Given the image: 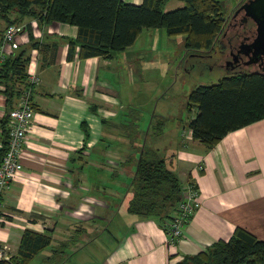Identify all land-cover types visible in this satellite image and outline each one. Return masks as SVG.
Listing matches in <instances>:
<instances>
[{"label":"crops","instance_id":"0c3cea01","mask_svg":"<svg viewBox=\"0 0 264 264\" xmlns=\"http://www.w3.org/2000/svg\"><path fill=\"white\" fill-rule=\"evenodd\" d=\"M163 1L164 12L185 5L184 0ZM13 25L19 47L12 54L25 49L27 64L37 62L40 82L32 91L35 114L20 155L22 167L1 197L6 221L0 226V248L6 246L5 254H17L25 230L49 238L29 264H174L216 240L228 239L237 226L264 240V118L208 147L185 125L196 115V107L184 117L183 110L160 103L161 112L155 109L152 116L168 123L147 135L144 143L168 159L183 186L194 184L201 204L174 245L156 219L126 210L137 153L115 120L126 113L128 103L134 104L132 89L122 97V74L149 70L155 58L140 60L135 45L143 32L162 28L143 29L131 46L110 58H81L78 45L68 57V41L77 36L74 24H41L25 17ZM6 27L0 21V41ZM157 33L162 35L161 30ZM33 42L41 48L37 52ZM3 89L0 84V148L1 121L6 117L7 126V112L18 102V96L9 100ZM70 234L78 235L79 243L55 255L57 245L71 242ZM57 256L63 259L53 261Z\"/></svg>","mask_w":264,"mask_h":264},{"label":"trees","instance_id":"16d2710c","mask_svg":"<svg viewBox=\"0 0 264 264\" xmlns=\"http://www.w3.org/2000/svg\"><path fill=\"white\" fill-rule=\"evenodd\" d=\"M184 2L183 7L164 12L163 0H143L140 4L123 0H0V21L10 26L25 17H34L41 24L69 22L76 25L77 36L68 41V57L78 45L81 58H110L113 52L131 46L145 28H163L168 36L183 35V48L188 51L223 54L227 47L222 38L227 18L221 0ZM12 13H16L13 19ZM251 23L253 32L254 23ZM31 46L40 48L38 42ZM24 55L25 49H19L0 67V84L9 100L19 96L17 83L26 82L28 59ZM192 107H196L197 113L185 125L191 129L193 138L211 147L228 132L264 118V71L254 68L232 71L214 83L199 84L187 97L186 109L190 111ZM5 124L6 117L1 121L4 139L0 161L8 147ZM81 127L87 139L89 131L84 121ZM128 138L130 143L135 140L132 134H128ZM133 150L137 157L127 184L131 194L125 200L126 210L154 218L166 230L167 222L183 199L184 186L166 157L145 143L134 146ZM67 243L57 245L54 254L62 255L61 249ZM48 244L47 236L25 230L17 254L8 259L0 258V264H29ZM174 264H264V240L237 226L228 239L216 240L205 250L185 255Z\"/></svg>","mask_w":264,"mask_h":264},{"label":"rangeland","instance_id":"374dc122","mask_svg":"<svg viewBox=\"0 0 264 264\" xmlns=\"http://www.w3.org/2000/svg\"><path fill=\"white\" fill-rule=\"evenodd\" d=\"M243 1L221 0L223 13L227 18L225 25ZM153 30L143 32L135 45L140 60L142 56L155 58L149 70L127 73L126 76L120 71L124 79L121 80L120 87L122 97L124 98L130 89L134 91L135 97L133 106L128 103L126 106L130 109L126 107V113L115 120L121 135L127 138L128 134L134 136L135 140L131 145L136 147L144 143L147 135L157 134L164 129L162 126L168 123L165 119L161 120V116H152L155 109V113L161 112L160 103L164 102L168 108L177 112L183 110L184 117L189 116L190 111L186 109L189 92L199 84L214 83L227 73L223 67L214 64V57L210 56L214 55L213 52L188 51L179 47L183 36H168L163 28ZM159 30L162 35L157 33ZM159 122L162 123L158 124ZM71 237V242L61 251H67L70 245L74 247L79 243L78 235L73 234ZM61 259L63 257H52L53 261Z\"/></svg>","mask_w":264,"mask_h":264},{"label":"built area","instance_id":"2783aa9c","mask_svg":"<svg viewBox=\"0 0 264 264\" xmlns=\"http://www.w3.org/2000/svg\"><path fill=\"white\" fill-rule=\"evenodd\" d=\"M18 29L14 25L7 26L0 41V67L12 51L18 49ZM36 52L38 48H33ZM40 82L37 62L30 60L26 67V82L19 88L18 102L15 107L7 112V150L0 161V205L1 197L16 178L22 164L20 155L27 132L31 129L35 109L32 101L33 88ZM201 204V195L194 184L184 186L183 199L178 203L173 218L166 224L167 242L174 245L182 236L184 227L188 224L196 207ZM5 217L0 211V226L5 222ZM0 249V258L8 259L10 256Z\"/></svg>","mask_w":264,"mask_h":264},{"label":"flooded vegetation","instance_id":"af4514ba","mask_svg":"<svg viewBox=\"0 0 264 264\" xmlns=\"http://www.w3.org/2000/svg\"><path fill=\"white\" fill-rule=\"evenodd\" d=\"M251 22L253 21L249 17L244 16L242 11L232 17L228 28H225L226 31L222 34V38L227 44V47L223 50L224 53L212 56L214 57L215 65L223 67L227 72L242 71L250 68L264 71V58L256 63H244L248 57L243 53V50H246L243 43L250 41L253 36Z\"/></svg>","mask_w":264,"mask_h":264},{"label":"water","instance_id":"95a60500","mask_svg":"<svg viewBox=\"0 0 264 264\" xmlns=\"http://www.w3.org/2000/svg\"><path fill=\"white\" fill-rule=\"evenodd\" d=\"M239 11H242L244 16L249 17L254 23L252 38L250 41L243 43V46L246 49L243 50V53L246 57H248L244 63H256L258 60L264 58V0H244L243 3L236 9L233 16ZM230 22L231 20L226 25V29L228 28Z\"/></svg>","mask_w":264,"mask_h":264}]
</instances>
